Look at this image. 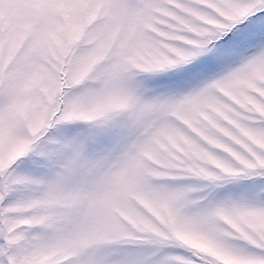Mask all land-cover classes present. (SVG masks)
<instances>
[{
    "label": "snow or ice",
    "instance_id": "snow-or-ice-1",
    "mask_svg": "<svg viewBox=\"0 0 264 264\" xmlns=\"http://www.w3.org/2000/svg\"><path fill=\"white\" fill-rule=\"evenodd\" d=\"M0 264H264V0H0Z\"/></svg>",
    "mask_w": 264,
    "mask_h": 264
},
{
    "label": "rangeland",
    "instance_id": "rangeland-1",
    "mask_svg": "<svg viewBox=\"0 0 264 264\" xmlns=\"http://www.w3.org/2000/svg\"><path fill=\"white\" fill-rule=\"evenodd\" d=\"M260 42L261 41H260L259 36L258 35L255 36L253 42L250 43L249 47L246 48L244 51H242L239 54V56L237 57V62L244 55L250 54L251 50L254 49L257 45H259ZM216 71H221V70H214V72H216ZM178 237L180 239L184 240L185 243H188L193 247H197V248H200L201 250H205V251L211 250L205 241H203L202 239L195 237L193 235H190L187 233H184V234L178 233Z\"/></svg>",
    "mask_w": 264,
    "mask_h": 264
}]
</instances>
